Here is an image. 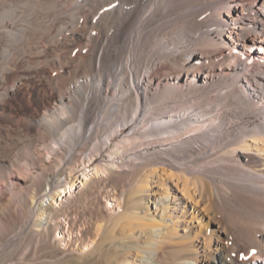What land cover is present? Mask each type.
Instances as JSON below:
<instances>
[{"label": "bare ground", "instance_id": "6f19581e", "mask_svg": "<svg viewBox=\"0 0 264 264\" xmlns=\"http://www.w3.org/2000/svg\"><path fill=\"white\" fill-rule=\"evenodd\" d=\"M257 53L264 0H0V255L76 183L119 173L88 253L264 264ZM35 80L48 93L8 115ZM6 193L26 205L17 227Z\"/></svg>", "mask_w": 264, "mask_h": 264}, {"label": "rangeland", "instance_id": "374dc122", "mask_svg": "<svg viewBox=\"0 0 264 264\" xmlns=\"http://www.w3.org/2000/svg\"><path fill=\"white\" fill-rule=\"evenodd\" d=\"M74 4V2L65 3L66 7ZM34 11L35 7L26 16H32ZM21 18L23 17L18 16V20L14 19V22H18ZM35 81L28 82L29 84L22 88L20 97L11 98L6 103L5 110L8 115L19 116L29 109L27 103L33 100L31 93L33 89L40 99L44 96L43 94L48 93L44 82ZM80 177L83 178V174ZM108 179L106 183L110 181V185L106 184L107 188L99 183V179L92 180L85 188L76 183L73 187V195L64 199L60 206L48 205L46 215L33 220L34 228L32 229L35 231L33 235L29 237L21 232L19 240L1 253L0 264H134L132 250H130L131 254H128L127 248H122L119 253H115L109 245H106L102 249L96 248L94 252L88 253L95 243L96 226L105 217V206L116 203L115 198L110 197V200L106 202V199L104 197L101 199L99 194L103 191L110 192L113 188H120L123 184L119 173H114ZM16 192L19 194L20 190L17 189ZM65 194L68 195L67 191ZM11 196L14 195L11 194ZM11 196L5 194V201L10 203L9 208L11 207L8 221L17 227L23 220L26 205L18 196L15 198Z\"/></svg>", "mask_w": 264, "mask_h": 264}]
</instances>
